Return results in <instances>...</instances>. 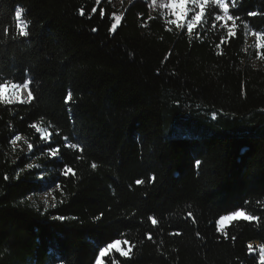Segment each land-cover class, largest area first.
<instances>
[{"label": "trees", "instance_id": "trees-1", "mask_svg": "<svg viewBox=\"0 0 264 264\" xmlns=\"http://www.w3.org/2000/svg\"><path fill=\"white\" fill-rule=\"evenodd\" d=\"M226 2L232 35L212 0L194 33L168 25V0H0V78L33 93L0 101V264H95L115 239L131 252L104 264H261L248 244L264 246V70L244 48L250 27L264 57V0ZM15 135L59 181L55 208L29 199L44 170L25 168ZM238 210L258 219L220 231Z\"/></svg>", "mask_w": 264, "mask_h": 264}, {"label": "snow or ice", "instance_id": "snow-or-ice-1", "mask_svg": "<svg viewBox=\"0 0 264 264\" xmlns=\"http://www.w3.org/2000/svg\"><path fill=\"white\" fill-rule=\"evenodd\" d=\"M152 3L155 4L156 0H152ZM209 3L210 0H168V3L160 5V7L168 9L169 13L171 16L174 17V19L170 20L169 22L173 25H177L178 22L181 21L182 18L187 19V31L191 33L194 28L199 26L202 22V18H204L206 15L209 18L213 17V13L216 11L215 8L209 10L206 13V9L209 8ZM212 3L214 5H218V8L222 10L223 15L216 14L214 15V20L215 21H232L234 19L233 15L229 14V4L225 2V0H212ZM191 5V7H189ZM232 7L235 8L236 4L233 3ZM95 12V9L92 10ZM24 10L23 9H18L15 11V28L18 31V34L20 36L27 37L29 35L28 28H29V22L26 20L22 19V14ZM83 9H81V15H83ZM249 15H256L254 12H250ZM236 19H239V17H235ZM117 23L119 22V17L116 18ZM204 23H208V20H204ZM117 24H112L111 29L112 31L116 30ZM5 34H7L8 29L6 28ZM95 31V29H93ZM229 35H232V29H228ZM254 35L257 36L258 39H260V34L258 32L253 33ZM7 78H0V101H4L5 103H11V96L9 93H12L15 95L16 99H19L20 97V90L21 89H29V85L31 83V79L25 80L23 83H17V82H11V83H6L4 80ZM27 99L31 101L33 99V93L32 90L28 91ZM72 100V94L69 91L68 95L65 97V103H69ZM32 128H34L37 132H40L41 129L33 124L31 125ZM68 137H65V147L71 148V149H77L80 148V151H83V148L80 147L78 143H68ZM21 136L20 135H15L14 139L11 141L13 144L16 143V141H20ZM33 146L31 144H28V150L29 152L32 151ZM47 152L50 153V156L52 159H58V152H59V147H52L51 142L49 141L48 147L46 149ZM80 157L77 156L76 159H79ZM199 162H197L198 164ZM29 168H32L33 165L29 164ZM37 167H39L37 165ZM92 167L95 168L96 164L93 163ZM69 173H73V169L69 165H64L63 166V172L62 174L67 177ZM7 179V177H5ZM137 183H140V181H137ZM56 188L60 187L59 181L56 182L55 184ZM46 195H51V191H48L45 193ZM47 203V201H45ZM56 205L53 203L52 208H55ZM191 215V213H189ZM243 218L247 221H252L258 219L255 216L252 215H247L243 210H238L232 213L231 215H226L222 217L219 220L220 227L223 228L224 224L226 221L233 220L235 218ZM63 219V218H61ZM99 219V217H97ZM151 223L153 225L157 224V220L155 218L150 217ZM148 238L151 239V234H148ZM121 243L122 241L120 239H115L114 242L107 243L106 247H102L99 250L98 257L95 260V264H104L103 259L106 257L107 254H109L113 249H115L116 252H118L121 256L127 257L129 255V252H131V248L128 249V251H124L121 249ZM123 243L127 244L128 241H123ZM248 248L251 250L252 245L249 244ZM260 261L261 264H264V247L260 248ZM109 264H115L114 261L110 260Z\"/></svg>", "mask_w": 264, "mask_h": 264}, {"label": "rangeland", "instance_id": "rangeland-1", "mask_svg": "<svg viewBox=\"0 0 264 264\" xmlns=\"http://www.w3.org/2000/svg\"><path fill=\"white\" fill-rule=\"evenodd\" d=\"M226 2V0H225ZM227 3V2H226ZM191 7V5L189 6ZM168 10V9H167ZM222 15H223V12H222ZM166 20H167V23L170 27H178V28H186L187 29V19L185 18H182L180 22H178L177 25H173L171 24L169 21L174 19L173 16L170 15L169 13V10L166 12V16H165ZM202 21H203V18H202ZM202 23V22H201ZM223 24L231 29H233L234 27V21H223ZM199 26H197L196 28L193 29V31L191 33H194L196 31V29L198 28ZM253 33H256L255 30H253L252 28L248 27L246 29V45H245V48H244V51H246L247 53H249V56L247 58V61L249 62V64H251L252 66L254 67H257V68H260V69H263L264 70V57L263 55L261 54L260 52V49L262 48V45H263V42L261 40V37L260 39L257 38L256 35H254ZM30 90L29 89H21L20 90V97L19 99H16L15 95L12 94V93H9V95L11 96V103L13 102H27L29 101L27 99V95H28V91ZM41 131L43 133L44 136H46L47 138L49 137V133L46 132V130L44 128H41ZM21 136V135H20ZM28 142L26 141V139L21 136V140L20 141H16L15 144H13L14 147L18 148L19 151H21L22 153H25L26 156L28 155V162H27V165H26V169H30L28 167L29 164L36 166L37 165L39 166V168H42L44 170V173L40 174L42 175L41 178H45L43 183H44V188L34 194V195H30L29 199L34 202L35 204H42L44 206H47L51 203L54 202L55 200V195H54V191L56 189L55 187V182L50 180V177L51 175H49V170L48 171H45V168H43L40 164H39V161H38V157H39V154L38 155H35V156H32L28 150ZM46 177H49V178H46ZM48 191H51V195H46L45 193L48 192ZM45 201H47V203H45ZM228 215H231V214H228ZM226 216V215H224ZM222 216V217H224ZM220 217L217 221V225H218V229L220 231L224 230V228L232 221H226L223 228L220 227V224H219V220L222 218ZM242 218V217H241ZM236 219H239V218H235L233 220H236ZM122 243H121V249L124 250V251H128V249L130 248V245L129 243L125 244L123 243V241L125 240H121ZM114 242V241H113ZM249 244L252 245V248L250 250V253L252 254H255L258 256L259 260H260V248L261 247H264L263 245H261L259 242H250ZM248 244V245H249ZM107 245L105 246H102V247H106ZM101 247V248H102ZM112 252H116L115 249H113L110 253ZM109 253V254H110ZM108 255V254H107ZM103 259L104 261V258H101Z\"/></svg>", "mask_w": 264, "mask_h": 264}]
</instances>
